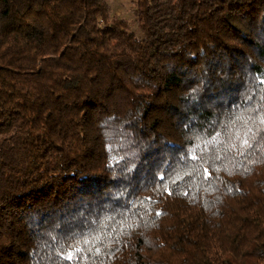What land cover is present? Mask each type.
Segmentation results:
<instances>
[{"label":"trees","instance_id":"trees-1","mask_svg":"<svg viewBox=\"0 0 264 264\" xmlns=\"http://www.w3.org/2000/svg\"><path fill=\"white\" fill-rule=\"evenodd\" d=\"M129 3L0 0V264H264V0Z\"/></svg>","mask_w":264,"mask_h":264},{"label":"snow or ice","instance_id":"snow-or-ice-1","mask_svg":"<svg viewBox=\"0 0 264 264\" xmlns=\"http://www.w3.org/2000/svg\"><path fill=\"white\" fill-rule=\"evenodd\" d=\"M238 120L242 119L243 124L240 128H236L233 143L230 145L231 148H239L241 150L240 154H243V150L251 146V141L255 140L256 136L261 132H264V115L253 118L252 116L237 117ZM255 128V131L253 130ZM97 239H99L97 237ZM85 244L88 241H84ZM82 249L80 247H75L73 250L68 251L66 256L62 259H67L69 261L73 260L77 253H80ZM99 252V249H96Z\"/></svg>","mask_w":264,"mask_h":264},{"label":"rangeland","instance_id":"rangeland-1","mask_svg":"<svg viewBox=\"0 0 264 264\" xmlns=\"http://www.w3.org/2000/svg\"><path fill=\"white\" fill-rule=\"evenodd\" d=\"M106 1L110 5V8L114 14L126 18L130 22V24L132 23L129 13V8H130L129 0H106Z\"/></svg>","mask_w":264,"mask_h":264}]
</instances>
